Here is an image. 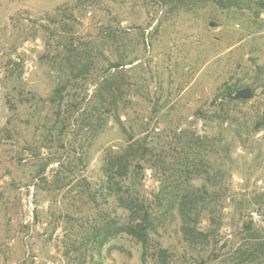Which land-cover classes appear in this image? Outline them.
<instances>
[{"label":"rangeland","instance_id":"rangeland-1","mask_svg":"<svg viewBox=\"0 0 264 264\" xmlns=\"http://www.w3.org/2000/svg\"><path fill=\"white\" fill-rule=\"evenodd\" d=\"M170 6L0 0V264H142L102 170L107 150L139 138L165 147L175 169L193 162L189 174L221 180L216 253L186 259L168 222L154 237L170 247V264H259L234 256L253 238L244 219L264 239V0ZM78 56L88 68L52 101ZM113 63L117 110L95 111V89ZM226 84L233 96L248 86L252 97L230 100ZM172 131L181 139L165 142ZM184 140L195 144L188 163ZM134 165L133 183L150 201L166 178L145 159Z\"/></svg>","mask_w":264,"mask_h":264},{"label":"trees","instance_id":"trees-1","mask_svg":"<svg viewBox=\"0 0 264 264\" xmlns=\"http://www.w3.org/2000/svg\"><path fill=\"white\" fill-rule=\"evenodd\" d=\"M172 2L170 9H175L178 5H194L208 0H168ZM218 6H236L242 0H211ZM248 1V0H244ZM167 2V1H166ZM165 2V3H166ZM78 60H67L70 73L65 79L58 83L54 89L53 99H63V92L69 85L70 79L79 78L88 65L78 56ZM80 60V61H79ZM117 66L113 63L106 71ZM105 71V72H106ZM99 81L94 92L96 98L95 111L111 112L117 110L118 93L121 87L114 81L115 74L106 72ZM223 93L228 99L234 100V88L226 84ZM100 117V115H98ZM166 134V133H165ZM161 136L167 143L173 139H179L176 131ZM161 139V140H162ZM181 139V138H180ZM199 139V138H197ZM169 140V141H168ZM201 140V139H200ZM180 142L184 154L181 158L187 162L190 159V152L193 145L190 141ZM189 143V144H188ZM165 147L158 151L154 145H149L143 138L129 140L120 150H107L102 159V170L106 176L107 188L115 192L118 203L127 212V219L123 223V231L134 238L142 249V264H170L173 254L170 247L163 244L161 240H156L155 235H159L161 230L166 229V224L175 223L180 234L179 242L183 245V256L186 259H206L216 253V241L222 221V207L224 201L221 194L214 191V187L221 181L217 175L208 176L206 174H189V170L197 171L196 163H189L180 169L185 175L179 173V169L173 167L171 160H167L169 155L163 153ZM146 160L150 167L159 170L165 181L154 194L150 201L140 194L133 181L138 178L141 169L134 165L137 160ZM188 163V162H187ZM141 166V165H140ZM192 167V169L188 168ZM177 172L175 175H173ZM188 173V174H187ZM201 179L199 185L185 186L182 183ZM125 186V187H124ZM211 188L212 190H209ZM204 217L207 224H202ZM252 218L244 219L243 225L248 234L253 237L249 242L240 243L235 250V258L238 262L264 263V239L259 237L260 232L253 227ZM162 235V234H161ZM155 239V240H153ZM152 246L154 248L152 249Z\"/></svg>","mask_w":264,"mask_h":264},{"label":"water","instance_id":"water-1","mask_svg":"<svg viewBox=\"0 0 264 264\" xmlns=\"http://www.w3.org/2000/svg\"><path fill=\"white\" fill-rule=\"evenodd\" d=\"M251 97H252V90L248 86L239 88L235 92V98H247V99H249Z\"/></svg>","mask_w":264,"mask_h":264}]
</instances>
